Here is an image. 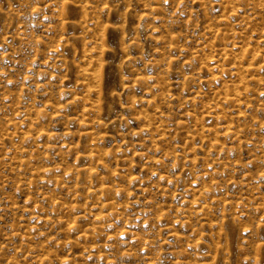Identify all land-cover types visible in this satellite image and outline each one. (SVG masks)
<instances>
[{
    "label": "rangeland",
    "instance_id": "obj_1",
    "mask_svg": "<svg viewBox=\"0 0 264 264\" xmlns=\"http://www.w3.org/2000/svg\"><path fill=\"white\" fill-rule=\"evenodd\" d=\"M0 264H264V0H0Z\"/></svg>",
    "mask_w": 264,
    "mask_h": 264
}]
</instances>
